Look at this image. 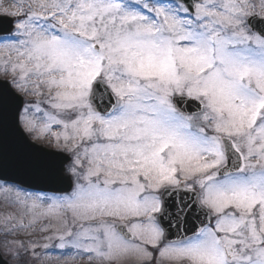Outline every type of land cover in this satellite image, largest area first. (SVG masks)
<instances>
[{
	"label": "snow or ice",
	"instance_id": "1",
	"mask_svg": "<svg viewBox=\"0 0 264 264\" xmlns=\"http://www.w3.org/2000/svg\"><path fill=\"white\" fill-rule=\"evenodd\" d=\"M0 264H264V0H0Z\"/></svg>",
	"mask_w": 264,
	"mask_h": 264
},
{
	"label": "rangeland",
	"instance_id": "2",
	"mask_svg": "<svg viewBox=\"0 0 264 264\" xmlns=\"http://www.w3.org/2000/svg\"><path fill=\"white\" fill-rule=\"evenodd\" d=\"M11 2V0H5V3L7 4V3H10Z\"/></svg>",
	"mask_w": 264,
	"mask_h": 264
}]
</instances>
